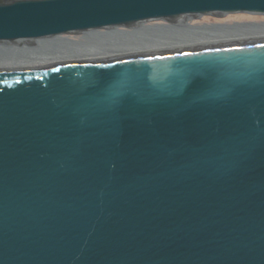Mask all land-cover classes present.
I'll return each mask as SVG.
<instances>
[{"label": "water", "instance_id": "95a60500", "mask_svg": "<svg viewBox=\"0 0 264 264\" xmlns=\"http://www.w3.org/2000/svg\"><path fill=\"white\" fill-rule=\"evenodd\" d=\"M236 15L264 0H0V54ZM0 264H264V38L0 69Z\"/></svg>", "mask_w": 264, "mask_h": 264}, {"label": "bare ground", "instance_id": "6f19581e", "mask_svg": "<svg viewBox=\"0 0 264 264\" xmlns=\"http://www.w3.org/2000/svg\"><path fill=\"white\" fill-rule=\"evenodd\" d=\"M193 21L194 20L189 21V23L184 27V29L194 31V28L198 26L193 25ZM236 25L245 27L254 24L242 23ZM156 27L158 26H153L152 29H156ZM253 28L260 29V27L257 26L252 27V29ZM176 29H179L180 31L182 30L184 31L183 28H176ZM228 29L234 30L235 28L224 27L221 28L220 31H226V33L217 32V31L214 32L215 34H209V35L207 33H200V34L196 33L194 36L187 38L186 36H189V34H185L184 32H179L180 34L178 35L180 36H176L175 38L173 37L168 40H156L155 42H151L148 45L141 44L132 48L115 49L114 51L112 50V51L96 52L98 50H91V51L83 52L84 50L80 51V49H72L68 53H65L63 51V52H56L55 54H53L52 52L51 56H48V59L45 60H40L38 58H24V59L20 58L22 60L8 59L11 57V55H5L7 54L5 53L0 55V69L42 68V67H54L58 65H76V64L88 65V64L119 60V59H125V58H131V57H137L143 55H150V54H156V53H162V52H168L174 50L264 38V30L247 32L243 34H232V33H227ZM238 32H242V31H238ZM81 37H86V36L62 37L60 38V40L64 38L79 39ZM44 43H45L44 41L43 43L37 42L35 44L33 43L31 46L34 45V47H37L45 54L47 50H51V49L48 48L46 49ZM26 47L28 46L22 45L21 47H13L8 51H13L14 53H18L20 52L19 49L26 50L27 49ZM0 51H6V49L2 47L0 48ZM50 52L51 51H48V55L50 54Z\"/></svg>", "mask_w": 264, "mask_h": 264}, {"label": "rangeland", "instance_id": "374dc122", "mask_svg": "<svg viewBox=\"0 0 264 264\" xmlns=\"http://www.w3.org/2000/svg\"><path fill=\"white\" fill-rule=\"evenodd\" d=\"M254 24L257 27H260V29L253 28L256 27L254 25L250 26H245L241 27L236 24ZM258 23V24H257ZM158 26V29H151L147 28L150 26L145 27L148 30V37L146 39H141L136 35H130V34H122L121 33H129V32H115V33H100L97 35L93 36H86V37H81L79 39H72V38H64L60 40V38L56 40H47L45 41V46L46 49H51L47 50L46 53L44 54L41 50H39L37 47L36 48H28L24 49H19L20 52L14 53L13 51H10L11 53H7L5 55H11L10 58L8 59H19L20 58H38L40 60H45L48 59V56H51V53L55 54L56 52H65L68 53L72 49H80V51L84 50L85 51H91L97 49L99 51H114L115 49H125V48H132L141 44L148 45L151 42H155L156 40H168L171 38H175L176 36H180L179 32H184L185 34H189L187 37H192L191 35L200 34V33H207L209 34H215L214 32H225L226 31H220L221 28L224 27H232L235 28L234 30L228 29L227 33H232V34H243L247 32H254V31H260L264 30V18L263 17H255V16H247V15H236V16H228L222 19H215V18H203L201 20L193 21V25H197L198 27L194 28V31L186 30L184 31H173L171 29H168L167 27L164 28L162 25H166L164 23H156L152 24ZM169 26V25H167ZM216 26V27H213ZM171 27V26H170ZM221 27V28H218ZM242 31V32H238ZM143 33V32H141ZM192 33V34H191ZM220 34V33H217ZM106 35H111L112 38L105 37ZM97 38V39H93ZM143 37V36H141ZM183 37V36H181ZM128 39V40H127ZM131 39V40H130ZM97 40V41H95ZM118 43L115 44L114 43ZM90 49V50H89ZM24 50V51H23ZM48 51H51L50 54L48 55ZM2 55V54H0Z\"/></svg>", "mask_w": 264, "mask_h": 264}, {"label": "trees", "instance_id": "16d2710c", "mask_svg": "<svg viewBox=\"0 0 264 264\" xmlns=\"http://www.w3.org/2000/svg\"><path fill=\"white\" fill-rule=\"evenodd\" d=\"M148 26H150V27H147V28H151V27H153V26H156V25H148ZM162 26H164V28H168V29H171V30H173V31H180L179 29H176V28H173V27H170V26H167V25H162ZM152 29V28H151ZM156 29H158V27H156ZM148 30H150V29H146L145 27L144 28H142V29H140V30H136V31H125V30H120V31H123V32H129V33H121V35L122 34H130V35H136V36H138L139 38H141V39H146V38H149L148 37ZM115 32H119V31H114V32H108L109 34H111V33H115ZM141 32H143V33H141ZM101 33V32H100ZM100 33H96V34H93V35H97V34H100ZM103 33V32H102ZM192 34V33H191ZM93 35H91V36H93ZM141 36H143V37H141ZM191 36H194V35H191ZM105 37H108V38H112V36L111 35H106ZM93 39H97V38H94L93 37ZM128 40V39H127ZM131 40V39H130ZM95 41H97V40H95ZM115 44H118V43H114V45Z\"/></svg>", "mask_w": 264, "mask_h": 264}]
</instances>
